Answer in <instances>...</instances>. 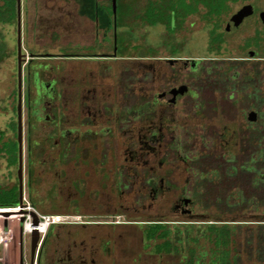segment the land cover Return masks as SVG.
Returning a JSON list of instances; mask_svg holds the SVG:
<instances>
[{
	"label": "flooded vegetation",
	"instance_id": "obj_1",
	"mask_svg": "<svg viewBox=\"0 0 264 264\" xmlns=\"http://www.w3.org/2000/svg\"><path fill=\"white\" fill-rule=\"evenodd\" d=\"M66 3V9L53 4L55 10L48 16L39 13L36 18L48 21L45 28H53L63 26L59 20L67 14L70 20L62 28L82 34L96 49L27 50L28 56L22 49L28 82L23 191L32 197L34 185L45 182L41 197L47 189L68 196L65 206L52 212L59 217L35 251L33 264H175V254L181 255L180 264H189L188 251L174 250V229L198 221L192 217L200 208L194 191L202 179V153L206 152L202 151V114L207 110L202 106V90L207 79L215 77L206 67L216 56L186 52L189 36L176 32L181 26L159 23L165 28H156L154 36L150 32L156 24L139 20L134 26L130 22L119 26L117 12H110L113 0ZM255 5L256 10L238 26L228 28V19L225 29L235 31L244 25L257 12ZM32 26L36 32V24L27 22V30ZM128 30L136 31L135 40L123 36L119 43V33ZM145 32L160 43L142 48L140 34ZM97 39L100 43H95ZM262 45L254 48L250 43L248 56L223 59H264L259 55L264 52ZM161 46L167 54L159 52ZM233 109L215 108L235 114ZM16 117L18 139L17 104ZM16 167L19 186V153ZM183 173L186 177L180 184L177 178ZM74 179L78 182L73 185ZM156 226L161 229L149 235ZM130 227H139L141 234L132 235ZM166 228L168 235L162 234ZM50 233L52 243L42 260ZM138 237L142 250H138Z\"/></svg>",
	"mask_w": 264,
	"mask_h": 264
},
{
	"label": "trees",
	"instance_id": "obj_2",
	"mask_svg": "<svg viewBox=\"0 0 264 264\" xmlns=\"http://www.w3.org/2000/svg\"><path fill=\"white\" fill-rule=\"evenodd\" d=\"M237 0H145L139 13L131 15L136 8L120 5L117 1V20L120 16L123 23L134 26L137 21L150 24L165 23L168 28L181 26L185 18L202 9L204 16L215 26L210 28L208 50L219 53L225 40V32L220 29L218 21H222L233 2ZM113 13V5L110 6ZM125 12L128 18L125 19ZM17 17V0H0V28L2 22L13 21ZM125 19V20H124ZM129 21V22H128ZM213 22V23H214ZM174 23V24H173ZM2 32L0 30V63L6 57L3 49ZM262 36L257 35L255 42L261 44ZM250 45V41H248ZM215 55V54H214ZM238 55V56H248ZM264 57V52L259 54ZM247 58H211L206 68L215 74L205 82L210 92L221 91L220 102L214 96L202 95V106L217 108H234L242 103L246 108H254L258 118L248 121L246 126H239L235 130L238 140V149L224 152L208 150L202 153V179H198L194 195L199 199L200 208L207 210L215 206L219 216L225 213H245L261 211L264 213V59L249 61ZM226 105V106H225ZM234 113V112H233ZM229 113V116H234ZM16 117V115H15ZM14 117V118H15ZM11 128L15 135L3 140L0 145V159L4 158L8 168L17 166L19 142L16 135L17 120L13 119ZM5 131L0 128V137ZM20 202L18 179L12 186L0 182V206L15 205ZM264 220V219H263ZM243 220L210 218L203 221L191 222L174 229V241L187 244L186 249L190 255L189 264H194L197 251L202 256L209 255L210 264H239L240 254L231 253V241L237 230H241ZM259 231L250 232L246 236L247 250L252 251L254 239L257 237V256L264 259V222H259ZM161 229V226L151 228L149 235ZM169 229L162 234L168 235ZM256 235V237H255ZM202 238V242L200 239ZM203 239L210 245L205 246ZM171 243L166 241L165 247ZM175 247H178L175 244ZM206 252V253H205ZM199 254V253H198Z\"/></svg>",
	"mask_w": 264,
	"mask_h": 264
},
{
	"label": "rangeland",
	"instance_id": "obj_3",
	"mask_svg": "<svg viewBox=\"0 0 264 264\" xmlns=\"http://www.w3.org/2000/svg\"><path fill=\"white\" fill-rule=\"evenodd\" d=\"M22 1V48L23 51L27 53V50H35L39 52H67V51H83V49H88V51L95 50V45L87 44L86 37H82V34L77 33L73 30L63 29L62 27L70 20V16L67 14L62 15V19L59 21L64 24L63 26H54L53 28L46 27L47 22L43 18L37 19L35 15H28L27 12L33 11V2L31 0H21ZM120 5L126 6L125 3L127 2L129 6L133 5L132 7L136 8L135 12H131V15H136V12L139 13L141 10V6L144 4L145 0H117ZM248 2H255L257 4V12L252 14L251 16L247 17L244 21V25L240 28L236 29L235 31H227L225 29L226 21L230 18L231 14L242 4ZM53 4L64 5L65 9L68 7L66 5V0H43L40 10L42 12V16L46 17L48 15L47 12L54 11L55 8ZM111 6L113 5L110 3ZM31 8V9H30ZM205 12L204 9L200 12H196L193 14L188 15L185 20L183 21L181 27L176 31L178 36L179 35H188L189 36V44H185V51L190 52L191 54H202V56H217L219 58H225L230 56L236 55H245L248 54V50L250 48H257L255 43V36L258 34L264 37V24L259 20L260 17L264 20V0H237L232 3L230 10L227 14L223 15L222 21H218L220 25V29L225 32V40L223 42V46L219 53L210 52L208 50V42H209V33L210 28L215 26V22H210L205 16L203 15ZM54 15V14H53ZM125 19L128 18L127 12H125ZM57 17V15H56ZM56 17H52L53 19L51 22H55ZM124 18L120 16L118 18L119 26L123 23ZM124 19V20H125ZM81 23V28L87 29L88 24L87 21ZM27 22L30 25L37 26L36 32L34 27L32 26L31 29L27 30ZM44 22V23H43ZM129 22V21H128ZM46 23V24H45ZM129 26V25H128ZM156 28H165L163 24H156L152 26L153 31L150 32L151 36H154L156 33ZM3 40V49L6 51V57L0 63V128H2L5 133L3 136L0 137V145L3 140H6L10 136H14V132L11 128V122L13 119L17 120L16 115V104H17V92H18V53H17V46H18V21L17 17L14 18L13 21L9 22H2L1 28ZM29 31V34L28 32ZM38 31V32H37ZM54 31H58L60 34L58 37L52 38L51 33ZM86 30H84L85 32ZM37 33V35H36ZM34 35H36L34 37ZM141 41H142V48L148 47L150 44L157 45L159 42L158 39L150 37L148 33L140 34ZM125 39L132 38L135 40L137 37V33L131 32L128 30V34H120L118 35L119 43L122 41V37ZM82 41V42H81ZM248 41L252 44L253 47H249ZM127 42V41H126ZM130 39L128 40V44ZM95 43H100L98 39ZM261 43L264 44V39L261 40ZM87 44V45H86ZM127 47V46H126ZM259 47V46H258ZM264 51V45L259 47ZM159 52L161 54H167L168 52L165 50V47H159ZM215 54V55H214ZM47 57V58H46ZM42 59H53L51 56H46ZM54 60H57L54 58ZM46 62L44 60H37V62ZM47 61V62H49ZM65 62V61H63ZM24 64V63H23ZM41 64V63H40ZM41 64V65H43ZM27 68V67H26ZM25 65L23 66V123L24 127L28 121V110H27V102L26 100V92H27V78H26V69ZM35 70V69H34ZM213 77V76H212ZM205 76L202 73V80H206ZM202 95L214 96L217 102H220V95L221 91L219 89L210 92L208 89H203ZM226 106V105H225ZM218 108H222L221 103H219ZM236 113L234 116H229L230 111L222 112V110H215L213 108H209L206 110L204 114H202V151H216V152H224L226 155L229 154L230 151H234L238 149V140L235 136L234 131L239 126H246L248 124V119L246 118V112L251 108H246L241 102L236 106ZM15 117V118H14ZM224 132V136H220V133ZM198 141V140H197ZM199 143V142H198ZM25 145V141H23V148ZM186 174L183 173L181 176L177 178V182L182 184ZM17 180V167L12 166L8 168V163L4 158L0 159V182L6 184L7 186H12ZM77 179H74V182L77 184ZM43 184H35V190L33 192L32 197L29 196L28 193L26 197L28 201L32 200L34 206L41 212H54L56 208L60 205L65 206L66 195H55L53 189H47L48 193H45L43 197H41L44 193L45 189V182ZM78 187V186H77ZM82 190V189H81ZM46 191V192H47ZM30 199V200H29ZM57 200V201H56ZM73 201V200H72ZM75 202V200H74ZM75 207H71L73 210ZM197 216L192 217L194 220H198V222L203 221L205 219L210 218H223V219H240L243 220V226L241 230H237L233 235V241H231V253L235 254L238 252L240 254L239 264H264V259H259L257 256L256 246H257V237L255 235V239L251 245H253L252 251L247 250V243H246V236L248 233L255 232V234L259 231V222L260 220L264 219V213L261 211L256 212H245V213H225L222 215H218L219 212L216 210L215 206L208 208L207 210H203L202 208H197L196 210ZM12 212L9 214H5L1 212L4 217H1L3 223L1 224L4 227L5 231L10 230L8 233V237H4L3 240L0 242V264H30L31 262V237L28 233H23L21 231L19 225L18 216L13 218L7 219L6 215H11ZM24 213L23 217H21V221L25 218L26 213ZM19 214V213H18ZM175 215V214H173ZM174 218L179 219H188L190 217L182 216V215H175ZM132 231V235H140V228L139 227H130ZM1 233V232H0ZM51 236L48 235V239L46 241L45 249L42 255V260L45 257V252L47 248L52 243ZM161 240V239H159ZM138 250H142L141 242L138 237ZM202 242V238L200 239ZM205 246H209L210 243L203 239ZM175 244L178 247H174V250H180L182 252L187 251L185 242L182 241H175ZM22 246V249H21ZM23 251V252H22ZM199 253V254H198ZM206 253V252H205ZM196 257V264H210V257L209 255L202 256L201 251H197ZM191 255V254H190ZM167 260V256H165ZM173 261L175 264H180V257L181 255L175 254L173 256ZM164 260V261H165Z\"/></svg>",
	"mask_w": 264,
	"mask_h": 264
},
{
	"label": "water",
	"instance_id": "obj_4",
	"mask_svg": "<svg viewBox=\"0 0 264 264\" xmlns=\"http://www.w3.org/2000/svg\"><path fill=\"white\" fill-rule=\"evenodd\" d=\"M117 0H113V10L116 12ZM256 10V5L253 2H248L243 4L238 10L231 14L227 27L230 25L238 26L242 20L249 14ZM17 21H18V103H17V114H18V142H19V167H18V178H19V191H20V202L23 204V51H22V8L21 0H17ZM192 62H196V59H192ZM247 118L250 121H254L258 118V112L256 109H252L247 113ZM26 212V210H23ZM5 214H9L10 211H4ZM34 216V222H38V216L36 212H31ZM40 233L37 228H35L31 234V262H34V255Z\"/></svg>",
	"mask_w": 264,
	"mask_h": 264
},
{
	"label": "built area",
	"instance_id": "obj_5",
	"mask_svg": "<svg viewBox=\"0 0 264 264\" xmlns=\"http://www.w3.org/2000/svg\"><path fill=\"white\" fill-rule=\"evenodd\" d=\"M10 207H22L23 210H26V212H25L26 216L22 221H21V217H23L24 213H22L18 216L19 225H20L21 231H23V233H25V234L26 233L30 234V237H31L33 230L35 228L38 229V231L40 233V237H39L38 244L36 247V250H38V248L40 247V245L43 241V238L45 237L46 233L48 232L51 224L57 221L59 214L52 213V212H41V211H39L33 204H31L28 201L25 193L23 195V204L18 203L15 205L0 206V208H5V209L10 208ZM32 211L36 212V214L38 216V222L37 223L34 222V216L31 213ZM22 212H24V211H22ZM7 219H10V218L7 217ZM0 232H1L0 233V242H1L4 237L5 238L8 237V233L10 232V230L5 231L4 227L0 226ZM21 249H22V246H21Z\"/></svg>",
	"mask_w": 264,
	"mask_h": 264
},
{
	"label": "bare ground",
	"instance_id": "obj_6",
	"mask_svg": "<svg viewBox=\"0 0 264 264\" xmlns=\"http://www.w3.org/2000/svg\"><path fill=\"white\" fill-rule=\"evenodd\" d=\"M4 211H10V212H12L11 215H6V216H9V218H13L15 216H19L20 214H22L21 212L23 211V209H22V207H10V208H7V209L0 208V226L1 227H2L1 224L3 223V220L1 219V217H4L3 214H1V212H4Z\"/></svg>",
	"mask_w": 264,
	"mask_h": 264
},
{
	"label": "crops",
	"instance_id": "obj_7",
	"mask_svg": "<svg viewBox=\"0 0 264 264\" xmlns=\"http://www.w3.org/2000/svg\"><path fill=\"white\" fill-rule=\"evenodd\" d=\"M26 1H28V0H26ZM23 2H24V0H23ZM31 2H33V8H34V10L33 11H28L27 12V14L29 15H35V17L40 13H42L41 12V10H40V7H41V5H42V2H43V0H31ZM21 8H22V1H21ZM31 9V8H30ZM82 42V41H81ZM84 42H87V41H84Z\"/></svg>",
	"mask_w": 264,
	"mask_h": 264
}]
</instances>
